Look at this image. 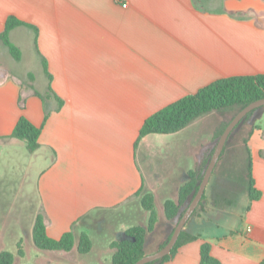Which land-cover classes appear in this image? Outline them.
I'll return each mask as SVG.
<instances>
[{"label":"crops","instance_id":"0c3cea01","mask_svg":"<svg viewBox=\"0 0 264 264\" xmlns=\"http://www.w3.org/2000/svg\"><path fill=\"white\" fill-rule=\"evenodd\" d=\"M9 15L36 26V46L27 26L9 35L18 47L17 34L25 30L23 40L30 36L38 68L29 62L34 89L24 85L15 60L0 44V208L17 239L29 237L30 244L39 212L50 237L73 232L69 251L42 250L33 243L38 260L112 264L110 243L125 238L128 227L148 223L142 195L153 193L158 223L160 213L165 217L163 202L177 199L187 171L210 146L208 134L189 141L188 148L179 144L170 173L165 167L156 175V188L149 189V142L162 149L159 140L181 135L198 119L176 133L147 134L135 148L144 120L219 78L264 73V0H204L197 6L193 0H0V32ZM42 58L51 75L50 92ZM258 113L247 145L261 197L243 213L231 206L201 205L183 228L199 237L178 247L163 264H201L204 242L220 264H261L264 110ZM21 115L41 129L33 152L10 137ZM159 195L162 212L156 205ZM241 204H248V195ZM164 223V237L151 250L145 243V254L157 250L175 220ZM26 224L29 229L22 230ZM83 232L91 248L80 253Z\"/></svg>","mask_w":264,"mask_h":264},{"label":"trees","instance_id":"16d2710c","mask_svg":"<svg viewBox=\"0 0 264 264\" xmlns=\"http://www.w3.org/2000/svg\"><path fill=\"white\" fill-rule=\"evenodd\" d=\"M194 4L201 5L204 0H193ZM24 25L31 28L34 32V46H36L37 28L27 22H24L14 15H9L4 24L3 30L0 32V44L7 48L12 58L19 60L21 58L20 49L11 41L10 31L19 26ZM43 68L47 76V91H51L50 81L51 75L47 70L46 60L42 58ZM29 78L33 80V74L29 73ZM28 87L34 89L32 83L28 84ZM36 92V91H35ZM264 98V73H257L253 75H234L224 78H219L213 82L199 88L196 92L187 94L174 102L162 107L158 111L149 115L143 122L140 130L138 140L135 143V148L138 146L140 139L150 133L158 134H171L176 133L184 129L186 126L194 122L199 117L210 113H226L232 111V116L223 120L216 126L213 132L212 139L214 143L212 146L206 148L200 160L195 164L194 168L187 171L186 181L180 186L178 191V197L176 200L166 199L163 202L164 215L167 220H175V224L182 215L187 205L188 196L195 192L198 188V184L201 181L208 162L211 158L215 144L223 132L226 125L235 116V114L241 110L244 106L257 99ZM259 110L255 108L250 111L244 123L247 124L252 116ZM243 123V124H244ZM257 126L251 125L247 133L246 138L243 141V174L241 175V183L248 195V204L244 207L247 210L251 203L261 197V191L255 186V181L252 173V158L249 146L247 145L248 137ZM40 127L33 125L27 117L21 115L10 137L21 140L25 143L27 149L30 152L35 151L39 147V135ZM236 131L233 130L226 144L220 154L218 161L224 154L227 144L232 134ZM217 161V162H218ZM217 164V163H216ZM213 173V172H212ZM206 190L200 200L199 204L193 211L194 215L199 207L202 205V201L206 197ZM137 194H140L137 192ZM221 202H227V199L220 194H214L212 196V203L215 206H220ZM229 202V201H228ZM142 207L149 212L148 223L146 226L134 225L124 230L125 238L116 239L110 243L111 248L114 249L112 255V264H134L138 259L145 255L144 244L147 234L154 229L158 221V214L155 207L154 195L151 192H147L141 197ZM175 226V225H174ZM174 226L170 229L166 238L159 244L158 248L165 245L171 236ZM199 236L187 233L184 229L180 232V235L171 249L170 253L165 255L160 261L154 260L145 264H163L168 260L181 245L197 239ZM32 240L34 245L42 250H64L69 251L73 247L74 236L71 230L64 232L59 238H52L47 234L45 217L42 212H39L33 223L32 227ZM18 254L24 256V249L22 248V240L18 241ZM91 248V240L89 236L83 232L80 235L78 243V251L80 253L88 252ZM14 254L9 250L0 251V264H13ZM200 263L201 264H220V262L211 256L210 245L207 242L202 243L200 250ZM31 264V263H25ZM261 264H264V258Z\"/></svg>","mask_w":264,"mask_h":264},{"label":"rangeland","instance_id":"374dc122","mask_svg":"<svg viewBox=\"0 0 264 264\" xmlns=\"http://www.w3.org/2000/svg\"><path fill=\"white\" fill-rule=\"evenodd\" d=\"M25 35V30L19 31V33L17 34L18 40H23V38L26 37ZM30 39L31 38L29 36V40L25 39L21 42L15 40V43H18V47H20V49L22 50L23 55L19 60H15L13 58L15 60L14 68L16 71L19 70V75H21L20 77L22 78L23 84L27 86L29 83H33V80L29 78V73L33 74V66L32 64H29V62L32 61L35 64V71L38 68V61L34 53L32 52ZM259 111L260 110H258L252 116V118L247 124L244 123L239 129H237L232 134L227 144V148L225 149V152L221 156L220 160L217 162L213 173L209 179V182L206 186V197L202 201V206H213L212 196L216 193L220 194L221 196L227 199V202H221V207L227 208V210L228 208L230 209V206L231 208H239V210H241V213H243V211L245 210V205L241 204V200L247 197V193L245 192V189L241 183V175L243 174L242 172L244 164L241 160L243 159L242 157L244 155L243 141L247 136L250 126L256 124V118L259 114ZM232 114V111H228L223 114L216 112L203 115L199 117L197 123L193 125L195 128H193L192 126L190 130L183 131L181 135H177L176 137L175 135H170V137H167L170 138L168 140H159L165 143L158 144L160 145V147H162V149H159L153 143L149 142V170L144 164H142V167L146 168L145 178L147 176V173L149 174V189H152V187L156 188V175L158 173H161V171L164 170L165 167V172H169L168 170L171 169L169 167L170 162H173L176 153L175 151H177L180 147L179 144H183L185 147H187V143L189 141L192 142L193 139H195L196 142L202 141L205 137H207L208 134L209 139L207 141H209L210 146H212V144L214 143L212 139L214 128H216V126L220 124L221 121L229 119ZM141 151L143 152V148L139 146V161H141L142 158ZM158 200L156 201V205L159 211L162 212V206L160 204L162 202V196L159 195ZM4 213H6V210L4 208H0V251L9 250L13 252V264H46L48 262L47 259H49V257L38 256V260L37 256L34 255V251L32 249L35 245L32 246L33 243L30 244L31 240L29 237L24 238V240L21 239L22 248L24 249V256H20L18 254L17 244L19 239H17V232L15 233V227L9 226L7 224ZM160 214V221L156 223L157 225L154 226V229L149 232L148 237L146 238V250H151L157 243H159L161 237H164L165 231H167V224L164 223L166 219L165 217H163L162 213ZM22 227V230L29 229V225L27 224L23 225ZM25 250L27 252L26 255Z\"/></svg>","mask_w":264,"mask_h":264},{"label":"water","instance_id":"95a60500","mask_svg":"<svg viewBox=\"0 0 264 264\" xmlns=\"http://www.w3.org/2000/svg\"><path fill=\"white\" fill-rule=\"evenodd\" d=\"M255 108H259L260 111L264 110V98L257 99L244 106L241 110H239L235 114V116L226 125V127L224 128L223 132L221 133L215 144L214 150L212 152L208 165L205 169L203 177L198 184V188L195 192L191 193L188 196L186 208L183 211L180 218L178 219L177 223L175 224L170 238L168 239V241L165 243L164 246L157 249L153 253L145 254L140 259H138L134 264H145L147 262L154 260L160 261L165 255L170 253L171 249L174 247L180 235V232L184 228L185 223L190 218L193 211L195 210L200 200L202 199L206 186L209 182V179L212 175V172L216 166V163L220 157V154L226 144V141L230 133L235 129L236 130L239 129L243 125L247 114Z\"/></svg>","mask_w":264,"mask_h":264},{"label":"built area","instance_id":"2783aa9c","mask_svg":"<svg viewBox=\"0 0 264 264\" xmlns=\"http://www.w3.org/2000/svg\"><path fill=\"white\" fill-rule=\"evenodd\" d=\"M117 1H120V0H117ZM123 6H126V4H122ZM247 230L249 231V228H247Z\"/></svg>","mask_w":264,"mask_h":264}]
</instances>
